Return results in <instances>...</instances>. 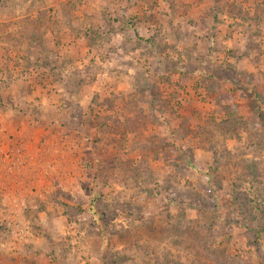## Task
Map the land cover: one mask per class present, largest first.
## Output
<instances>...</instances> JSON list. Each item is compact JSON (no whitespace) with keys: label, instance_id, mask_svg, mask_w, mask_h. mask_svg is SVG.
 <instances>
[{"label":"rangeland","instance_id":"1","mask_svg":"<svg viewBox=\"0 0 264 264\" xmlns=\"http://www.w3.org/2000/svg\"><path fill=\"white\" fill-rule=\"evenodd\" d=\"M0 264H264V0H0Z\"/></svg>","mask_w":264,"mask_h":264},{"label":"trees","instance_id":"2","mask_svg":"<svg viewBox=\"0 0 264 264\" xmlns=\"http://www.w3.org/2000/svg\"><path fill=\"white\" fill-rule=\"evenodd\" d=\"M175 132H176V131L174 130V131H172V132L170 133L171 136H173V138L176 137V136H175ZM176 146H177V148H178V145H176ZM177 150L179 151V149H177ZM155 151L157 152V150H155ZM156 152H154V154H156ZM157 153H158V152H157ZM154 154L152 153L153 156H156V155H154Z\"/></svg>","mask_w":264,"mask_h":264}]
</instances>
